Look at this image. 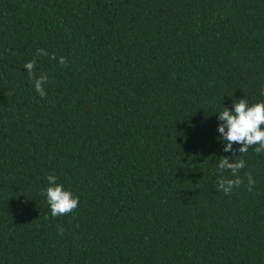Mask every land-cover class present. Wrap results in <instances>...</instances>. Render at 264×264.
Returning <instances> with one entry per match:
<instances>
[{"label":"trees","instance_id":"1","mask_svg":"<svg viewBox=\"0 0 264 264\" xmlns=\"http://www.w3.org/2000/svg\"><path fill=\"white\" fill-rule=\"evenodd\" d=\"M262 88L264 0H0V264H264V153L217 131Z\"/></svg>","mask_w":264,"mask_h":264},{"label":"clouds","instance_id":"2","mask_svg":"<svg viewBox=\"0 0 264 264\" xmlns=\"http://www.w3.org/2000/svg\"><path fill=\"white\" fill-rule=\"evenodd\" d=\"M49 53L42 48L36 50V57L47 56ZM50 59L57 60L63 67L68 61L66 57H59L52 53ZM37 60L32 59L25 63L24 69L27 70L28 77L34 85L36 93L41 97H46L45 85L48 83V76L46 74L37 75L36 72ZM261 95L264 96V88L261 89ZM218 128L220 134L219 140L224 142L223 151L231 152L235 155L233 144H239V154L247 153L250 147H254L257 154L264 153V101L249 105L246 97L239 99L238 102L233 103L232 109L224 108L218 113ZM221 173H230L233 178H225L221 175L217 180L218 190L225 195L231 194L234 190H238L244 185L247 180L248 191L253 190L255 180L251 171L241 176V171L245 168V161L243 159H236L230 163L229 157H220L217 165ZM230 172H226L229 170ZM56 175H48V187L42 194L46 195L47 203L50 207L51 216L58 217L71 214L79 204V197L73 196L70 191L64 189L63 185L58 184ZM60 235L64 234L62 226L57 227Z\"/></svg>","mask_w":264,"mask_h":264}]
</instances>
